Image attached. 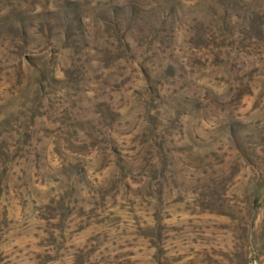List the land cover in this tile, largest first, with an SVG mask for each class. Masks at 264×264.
Listing matches in <instances>:
<instances>
[{
    "label": "rangeland",
    "instance_id": "374dc122",
    "mask_svg": "<svg viewBox=\"0 0 264 264\" xmlns=\"http://www.w3.org/2000/svg\"><path fill=\"white\" fill-rule=\"evenodd\" d=\"M0 264H264V0H0Z\"/></svg>",
    "mask_w": 264,
    "mask_h": 264
}]
</instances>
